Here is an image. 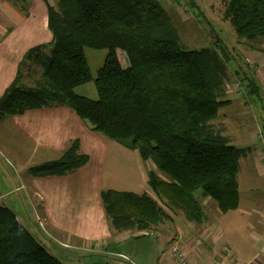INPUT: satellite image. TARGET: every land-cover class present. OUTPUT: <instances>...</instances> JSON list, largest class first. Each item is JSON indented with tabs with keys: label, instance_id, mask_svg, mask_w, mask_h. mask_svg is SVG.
Returning a JSON list of instances; mask_svg holds the SVG:
<instances>
[{
	"label": "trees",
	"instance_id": "1",
	"mask_svg": "<svg viewBox=\"0 0 264 264\" xmlns=\"http://www.w3.org/2000/svg\"><path fill=\"white\" fill-rule=\"evenodd\" d=\"M44 1L52 41L24 55L17 76L0 97V116L72 109L92 132L137 152L167 176L153 169L148 173L157 199L149 193H102L113 231H158L171 219L165 206L202 225L209 216L199 192L215 201L222 214L237 211L240 161L253 151L235 147L225 129L214 124L231 103V63L218 51L221 42L212 48L187 49L160 0H57L54 5ZM221 3L224 20L240 40H247L250 48L264 41V0ZM16 5L24 12V5ZM87 48L108 50L95 79ZM119 50L128 55L129 68L122 66ZM240 80L244 96L261 97L262 87L250 70ZM90 82L96 84V101L75 93ZM89 160L76 139L59 160L31 173L62 177ZM0 264L64 263L14 211L0 205Z\"/></svg>",
	"mask_w": 264,
	"mask_h": 264
},
{
	"label": "rangeland",
	"instance_id": "2",
	"mask_svg": "<svg viewBox=\"0 0 264 264\" xmlns=\"http://www.w3.org/2000/svg\"><path fill=\"white\" fill-rule=\"evenodd\" d=\"M24 1L16 0L14 3L23 5ZM56 1L48 0L51 5H54ZM160 3L163 4L168 14L172 16L174 27L178 30L180 39L187 49L194 51L212 48L221 42L219 46H223L228 52L230 57L228 62L231 63V83L229 85L230 94L228 100H231V103L223 108L224 113H227L226 123L229 126L226 134L232 138L235 147L250 148L253 152L248 158H243L240 161L241 204L237 211L229 212L226 215L222 214L215 201L204 198L201 192L197 193V197L205 206L210 202L214 207V209L206 208L209 218L204 224L216 226L218 231L212 232L211 235L216 237V242L220 241V244L216 245L217 249L221 250L224 245H229L232 250L233 253L227 258L226 262L230 263L232 260L231 264H250L249 261H252L250 259L257 257L260 258L259 260H263L264 235L261 233L260 224H258L259 214L255 212L257 205L252 200L255 198L253 195H256L257 192L252 191L251 186L245 187L244 184L246 179L251 176V166L247 165V162L251 157H258L263 153L262 143L255 138L258 130L254 125L258 121H264V41L261 40L260 42L263 41L262 43L250 48L247 40H240L236 35L233 25L223 18L224 13L221 0H160ZM107 55V49L93 50L87 48L85 50V56L88 59L89 68L94 79L104 66L108 57ZM118 55L122 66L129 68L128 55L122 50H119ZM249 70L250 74H254L255 79H257L259 85L262 87V94L259 99L251 97L253 99L251 104H245L246 99L244 98V94L246 93V88L241 85L240 78L245 75V72H249ZM235 72L238 77L235 75ZM75 93L95 101L99 98L95 82L77 87ZM10 118L0 116V205L5 204V206H7L8 202L3 197L6 199L9 193L19 189L20 192L17 191L13 196L15 198L19 194H25V190L32 187L29 179L33 177L28 173V169L38 167L37 163L41 161L40 156L31 154V151L33 152L35 149V143L30 142L24 135L13 130L9 126ZM86 124L88 125V122ZM99 135L105 139V143H109L110 141L116 143L118 152H114V156L124 149L131 155L135 153L125 145L111 139L109 140L102 134ZM17 145L19 147L24 146L26 149L22 153L18 152ZM113 155L107 149V156L112 159ZM107 156L106 154L104 156L103 153H98L95 156L96 162L94 164L99 165V171H101L100 184L96 185L94 182L89 181L88 193H79V195L74 193V196L67 195L65 199V205L68 208L70 217L71 214H74L75 224L71 222V226L69 227L74 232L77 230L82 232L84 230L92 231L96 227L97 222L104 224V221L100 219L101 211L103 210V199L100 189L102 191H127L136 195L149 193L157 199L148 181L142 177L139 168L132 171L127 166L123 168V165L119 161L110 160L111 165L107 161ZM46 157V153H44L43 158H41L44 159ZM146 165L150 169L156 170L160 177L167 179L164 173L159 172L154 167L152 161H149ZM75 177L72 182L76 184L77 180ZM25 186L28 189L24 190ZM11 197L8 196V198ZM70 200H73L74 203H70ZM14 203L15 206L18 205L17 201ZM72 206L75 208L74 212H72ZM165 209L167 214L171 216V219H168L164 226L152 233L142 234V232L138 231L124 232L125 236H129L128 241L123 247L122 245L119 246V251H123L125 248L126 255L133 258L139 264H155L168 253L172 244L175 242H186L192 232L199 230L198 224L189 222L182 212L172 211L166 206ZM30 214L31 211L29 213L26 211L22 215L26 218ZM86 222L88 225H86ZM39 228L42 236L36 233L39 231L37 229H30V232L32 234L36 233L35 235L41 239L42 245L46 247L49 253L64 264H101V262L108 261L106 252H91V254H87L79 251V247L76 248L73 244H78L81 240L79 242V238L74 239L68 232L65 237L64 235H56L57 239L53 235H46L45 229ZM207 248L203 244V252ZM255 262V264L259 263L257 259Z\"/></svg>",
	"mask_w": 264,
	"mask_h": 264
},
{
	"label": "crops",
	"instance_id": "3",
	"mask_svg": "<svg viewBox=\"0 0 264 264\" xmlns=\"http://www.w3.org/2000/svg\"><path fill=\"white\" fill-rule=\"evenodd\" d=\"M15 1L0 0V97L17 76V71L24 55L35 46L51 43L53 38L48 29V9L46 5L44 6V0H25L23 3L25 7L24 12L14 3ZM244 98L246 99L245 104H251L253 101V99L247 98L246 96ZM226 117L227 113H224V109L222 108L220 116L214 124L219 128H224L227 133L229 126L226 123ZM9 126L28 138L30 142L35 143V149L33 152L31 151V154L40 156L41 161L37 165H43L50 161L60 159L63 153L70 147L73 140L76 139L80 141L81 152L90 157L86 166L76 169L74 172L62 177L51 175L36 176L31 173V169L33 168H29L28 173L33 177L29 179L32 187L28 189L25 186L24 190L28 189L25 190V194H19L15 198L13 196L19 189L9 193L6 199L3 197L8 202L7 206L9 209L15 212L21 223L29 230H39V227H41L45 229L46 235L48 236L53 235V237H56V235H64L65 237L67 232L70 233L74 239L79 238V242L81 240L80 243L73 244L76 248L79 247V251L87 254H91V252H106L108 261L101 262V264H126L121 256L130 258L133 264H139L133 258L126 255L125 248L123 251H119V246L122 245L123 247V245H126L129 236L127 237L123 233L113 231L110 220L106 215V207L104 206L102 194L104 191L102 189H100V194L103 199V210L101 211L100 219L104 221V224L97 222L96 227L92 231L84 230L82 232L77 230L74 232L73 229L69 228L71 222L75 224V221L74 214H71L70 217L68 208L65 205L67 195L74 196V193L77 195L84 192L88 193L89 181L94 182L96 185L100 184L101 171H99V165L94 164L96 162L95 156L98 153H103L104 156L105 154L107 156V149L112 152V155L114 152L117 153L118 148L115 145L116 143L112 141L105 143V139L101 135L92 132L90 126L85 121L80 120L72 109L70 110L65 107L34 110L21 116L11 117ZM254 126L257 130L261 127L264 134V121H258ZM255 138L258 140L257 135ZM16 148L21 153L26 149L24 146L19 147L18 145ZM44 153H46L47 157L42 159ZM107 158V161L111 165V161H119L123 165V168L127 166L132 171L139 168L142 177L149 181L148 173L151 169L147 167L137 152L131 155L124 149L112 159L109 156ZM247 163V165L251 166V176L246 179L244 185L245 187L251 186L252 191L257 192L256 195H253L255 198L252 200L257 205L255 212L259 214L258 224H260L262 229L261 233L264 235L263 153L258 157H251ZM74 176H76V184L72 182ZM8 196L12 197L8 198ZM15 201L18 203L17 206H15ZM70 203H74V201L70 200ZM206 208L214 209L210 202L207 203ZM74 209H72V212H74ZM26 211L28 213L31 211V214L25 218L22 214ZM57 212L58 214H56ZM198 227L199 230L192 232L186 242L183 241L180 243L182 250L189 257L191 264H231L232 260L230 263L226 262L227 258L233 253L229 245H224L221 250L217 249L216 245L220 244V241L216 242V237L211 235L212 232L215 233L218 231L216 226L203 223L202 225H198ZM36 233L41 235L40 230ZM42 234L44 235V233ZM35 237L37 238L36 235ZM37 240L41 242V239L37 238ZM116 243L119 244L117 245ZM203 244L208 247L204 252ZM256 259L259 262L258 264H264V259L259 260V257L250 259L252 261H249V263L255 264ZM155 264L175 263L168 250V253L161 257Z\"/></svg>",
	"mask_w": 264,
	"mask_h": 264
},
{
	"label": "built area",
	"instance_id": "4",
	"mask_svg": "<svg viewBox=\"0 0 264 264\" xmlns=\"http://www.w3.org/2000/svg\"><path fill=\"white\" fill-rule=\"evenodd\" d=\"M257 137H258V140L261 141L262 146H263L262 149H263V161H264V134H263V130L261 127H259L257 131ZM169 252L175 264H191L189 257L182 250L179 242H175L174 244H172ZM121 258L125 260L126 264H133L130 258H127L125 256H121ZM218 264H222V263H218Z\"/></svg>",
	"mask_w": 264,
	"mask_h": 264
},
{
	"label": "water",
	"instance_id": "5",
	"mask_svg": "<svg viewBox=\"0 0 264 264\" xmlns=\"http://www.w3.org/2000/svg\"><path fill=\"white\" fill-rule=\"evenodd\" d=\"M218 51H220L222 53V55L224 56L226 61H229L230 57L228 55L227 50H225L223 46H219Z\"/></svg>",
	"mask_w": 264,
	"mask_h": 264
}]
</instances>
